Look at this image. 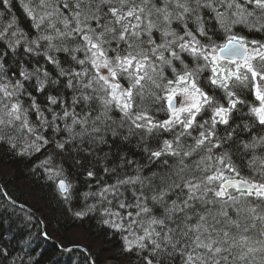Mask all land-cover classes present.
I'll use <instances>...</instances> for the list:
<instances>
[{
    "label": "clouds",
    "instance_id": "obj_1",
    "mask_svg": "<svg viewBox=\"0 0 264 264\" xmlns=\"http://www.w3.org/2000/svg\"><path fill=\"white\" fill-rule=\"evenodd\" d=\"M232 37L264 51V0H0V156L124 264H264V201L215 197L264 183V75Z\"/></svg>",
    "mask_w": 264,
    "mask_h": 264
},
{
    "label": "trees",
    "instance_id": "obj_2",
    "mask_svg": "<svg viewBox=\"0 0 264 264\" xmlns=\"http://www.w3.org/2000/svg\"><path fill=\"white\" fill-rule=\"evenodd\" d=\"M5 195L36 217L15 205L10 207L12 203ZM50 197L47 188L26 173L22 162L0 156V248L15 256L23 248V241L30 240L39 264H69V260L70 264H103L107 260L124 264V258L117 251L118 240H109L90 221L71 219ZM79 237L82 242H75ZM72 246L85 249L90 261L82 251L62 250Z\"/></svg>",
    "mask_w": 264,
    "mask_h": 264
},
{
    "label": "snow or ice",
    "instance_id": "obj_3",
    "mask_svg": "<svg viewBox=\"0 0 264 264\" xmlns=\"http://www.w3.org/2000/svg\"><path fill=\"white\" fill-rule=\"evenodd\" d=\"M236 41L237 38H230L229 42L220 49V55L223 57L239 59L243 63L246 74H250L251 77L260 79V77L264 75V68H261L258 74L256 68L253 66V63L250 61H253L254 58L264 57V51H262L260 47H256L254 48L253 53L249 55L247 48L238 44ZM213 59L215 60L216 58L213 57ZM229 75H231V73H229ZM257 99L261 101L262 106L254 109V111L259 117L260 122L264 124V93H261L259 90H257ZM232 192L241 194V196L245 198L244 202L242 203L240 200L233 199L231 194ZM215 197L217 200H222L225 202L223 208L217 209L218 214L225 216H239L241 210L245 207L248 200L255 198L258 201H264V183L229 178L228 182L226 184H222L220 190L215 192ZM229 203L232 205V208H228ZM10 207H14V202L12 205H10ZM226 235L227 233H225V236ZM0 239H2V233H0ZM23 245V248L20 249V253L13 259V261L10 262V264H15L16 259L19 260L20 264H39V261L36 260L33 255L35 249L32 248L31 241H23ZM208 247L211 249L212 244L210 243ZM65 251L70 253L71 249H65ZM216 251L219 252L220 249L217 248ZM10 256V252L0 250V261H8Z\"/></svg>",
    "mask_w": 264,
    "mask_h": 264
},
{
    "label": "water",
    "instance_id": "obj_4",
    "mask_svg": "<svg viewBox=\"0 0 264 264\" xmlns=\"http://www.w3.org/2000/svg\"><path fill=\"white\" fill-rule=\"evenodd\" d=\"M5 196H6V195H5ZM6 197H7V196H6ZM7 199L13 204V201H12V200H10L8 197H7ZM14 205L17 206V207H19V208H22V209L28 211L29 213H31L32 215H34V216L36 217V215H35L34 213H32L29 209H27V208L24 207L23 205H18V204L15 203V202H14ZM65 249H71V250H79V251H82L84 254H86V256L88 257V260L90 261L88 252H87L85 249H83L82 247H79V246H72V247L64 248V249H62V250L65 251ZM91 264H92V263H91ZM115 264H116V263H115Z\"/></svg>",
    "mask_w": 264,
    "mask_h": 264
},
{
    "label": "rangeland",
    "instance_id": "obj_5",
    "mask_svg": "<svg viewBox=\"0 0 264 264\" xmlns=\"http://www.w3.org/2000/svg\"><path fill=\"white\" fill-rule=\"evenodd\" d=\"M74 235H75V232H74ZM74 235H73V236H74ZM71 236H72V235H71ZM79 240H80V241H79ZM76 241L82 242L81 237L77 238V240H75V242H76ZM79 247H80V246H79ZM105 262H109L110 264H115V263H116L115 261H112V260H107V261H105ZM105 262H104V263H105ZM116 264H117V263H116Z\"/></svg>",
    "mask_w": 264,
    "mask_h": 264
},
{
    "label": "bare ground",
    "instance_id": "obj_6",
    "mask_svg": "<svg viewBox=\"0 0 264 264\" xmlns=\"http://www.w3.org/2000/svg\"><path fill=\"white\" fill-rule=\"evenodd\" d=\"M103 264H110L109 262H105V263H103Z\"/></svg>",
    "mask_w": 264,
    "mask_h": 264
}]
</instances>
